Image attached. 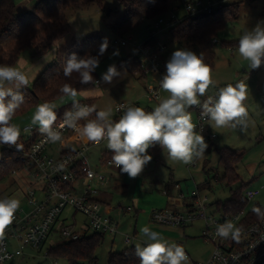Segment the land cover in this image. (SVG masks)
<instances>
[{"label": "rangeland", "instance_id": "374dc122", "mask_svg": "<svg viewBox=\"0 0 264 264\" xmlns=\"http://www.w3.org/2000/svg\"><path fill=\"white\" fill-rule=\"evenodd\" d=\"M15 1L17 4L24 0ZM36 2L37 0H28L27 10H31ZM221 3L238 4V15L235 20L226 24L217 35L215 67L211 70V77L216 86L210 87L206 94L213 92L217 87L226 86L229 83L235 85L240 81L245 82L248 86L247 99L244 102L249 117L248 127L243 131L239 128H213L209 122L207 133L197 131L204 136L208 144V148L203 158L199 159L198 164L193 165V162L185 164L180 161L170 160L167 158V154L158 147L156 154L148 150L152 160L144 171L134 179L129 178L127 174L120 171L111 170V168L105 167L101 163L102 151L109 149L106 140H103L100 144L93 145L89 153L92 168L103 171L107 177L108 175L112 176L107 190L112 195L111 205L115 208V212L121 210L123 213L122 208L133 207V200L138 198L136 200L140 211L138 217H136L134 213L136 211H134L117 218L119 221L121 220L124 233L133 236L135 230H137L138 241L134 239L129 246L136 245L138 242L143 243L139 229L147 225L153 231L159 232L169 242H175L183 246L185 252L191 257L189 258L190 264L195 261L207 260L214 251V244L211 241H207L203 236L206 221L197 219L181 226L159 224L149 219L153 209H163L164 206H169V208L183 210L186 202L190 201L191 192L197 186H200L203 195L207 196L208 203L211 204L209 210L215 211V216H219L226 211L224 204L231 197L232 192L243 185L245 186L244 192L250 186H259L261 187V193L252 201L247 200V204L241 209L246 211V215H249L250 212L255 213L253 209L257 207L264 212V64L259 69L252 70L238 54V40L243 31L251 30L257 23L264 21L263 0H221ZM106 7L107 9L102 11L95 3H91L80 8H68L66 10L72 34V36L69 34L67 38H72V40L57 42L61 58L71 56L75 49L74 47H78L77 44L75 45L71 41L79 40L91 32H100L102 42L106 39L108 47L106 52L98 58L99 64L96 70L100 81L96 84V88L93 89L94 93L92 91H81L77 92L75 98L68 94L59 97L50 102L56 106L54 108L55 112L71 103L87 100L90 94H97L96 97H92L93 105L99 111L111 109V119L114 121L115 116H118L115 105L121 101L132 104L139 103L147 110L153 109L158 104V100L150 99L152 92L149 89L151 86L159 90L160 98H166L168 95L161 89L159 81L162 76L157 75L159 73L156 71H149L145 74L144 71H137V69L132 71L124 64L119 63L123 58L131 54H137L143 59L146 66L150 68L152 63L145 59V56L138 50L137 46L143 44L151 34L156 35L159 40L158 44L167 45L166 49L160 54L159 60L160 68L164 73L166 72V63L173 52L185 49L179 43L172 41L169 28L164 26H162V29L156 28L157 18L145 20L142 25L126 34L125 37L115 35L110 26L113 20L124 12V7L116 0H107ZM167 12L169 13L166 18L174 13L177 16V20L189 15L179 0H171ZM120 38L127 39V44H122ZM129 38L131 39L129 40ZM116 39L118 40L115 42ZM63 42L65 43L62 44ZM229 42L233 44H229ZM157 45L155 48L158 47ZM117 51L119 54L114 55L113 53ZM55 53L56 49H51L44 56H33L31 48H26L23 50L18 62L12 66L25 72L29 76L30 86H32L41 67L51 62L55 57ZM110 65H115L119 75L115 76L109 83L105 82L102 76L107 72ZM39 104H43V102ZM37 105L33 106L28 112L13 117L11 121L20 128V137L24 139L29 136V132H25L24 129L31 124L32 115ZM189 111L192 113V121L195 124L197 122V112L194 107L190 108ZM35 126L39 128L38 125ZM210 134L215 135V137L211 141H207L206 136ZM64 138L65 136H62L61 141L50 143L45 150V154L57 157L61 146L70 147L75 145L73 142L64 143ZM3 146L5 145L0 144V149ZM221 147H230L243 153V160L237 168L240 177L231 183H228L227 179L223 180L220 178L224 169L219 164L218 148ZM31 181H34V179L29 177L28 167L19 169L16 172H10L0 180V198H15L20 202L18 209L23 208L25 211H30L32 206L28 203L25 196ZM170 181L173 185V191L168 196L170 197V202L173 199L175 205L168 203L169 199L163 193L166 184ZM178 183L181 189L175 188ZM74 187H77L75 190L72 189L74 192L79 194L84 192L83 184L80 181ZM239 210H236V212ZM84 221L85 216L83 214L79 212L74 214V209L71 206H67L58 217L54 230H52L40 250H32L28 248L30 246H27L24 257L0 262V264H46L47 262L68 264L67 260L63 258L56 259L50 256L47 254V250L50 246L66 240L61 235L63 223L64 225H75L78 231H82L81 227H83ZM91 233L93 232H89V234ZM116 242L118 245L117 249L122 250L125 247L122 235L118 236ZM108 249L107 241H104L97 249L99 261L94 264H108L106 263Z\"/></svg>", "mask_w": 264, "mask_h": 264}, {"label": "clouds", "instance_id": "9594fccd", "mask_svg": "<svg viewBox=\"0 0 264 264\" xmlns=\"http://www.w3.org/2000/svg\"><path fill=\"white\" fill-rule=\"evenodd\" d=\"M108 47L107 40L101 43L99 55ZM118 55V51L113 53ZM238 54L252 70L264 64V21L257 23L251 30H245L238 40ZM98 56L77 57L72 54L63 67L65 77L75 72L80 83L93 81L91 73L98 67ZM166 72L160 79V87L168 95L161 98L158 104L146 111L142 107L131 106L123 111L118 120L111 119V109L97 111L95 105L74 104L75 111L64 113V120L59 125L73 128L87 141L99 144L107 141V147L113 155L111 163L127 174L129 178L138 177L151 162L148 154L150 148L159 146L167 158L185 164L201 159L208 148L203 135L195 129L192 121V107L201 109V116L206 117L213 128H239L245 130L249 125L248 112L245 106L248 86L240 81L235 85L229 83L220 87L215 95H209L203 101L210 87H215L210 67L204 63L202 56L187 50H176L166 63ZM119 75L115 65H110L102 79L111 82ZM29 76L17 67L0 64V144L16 146L21 130L12 123L13 116L23 102L20 89L27 87ZM61 91L75 98L76 89L65 84ZM56 106L45 102L36 106L31 124L38 125L41 134L52 143L61 141V131L53 129L57 120L54 111ZM95 113L94 119L89 117ZM86 121L79 124V121ZM25 132L30 129H24ZM20 206L15 198H0V238L4 229L14 219ZM253 211L264 217L260 208ZM143 243H136L134 254L140 264H190L183 246L169 242L159 232L145 225L139 229ZM242 229L232 221L216 225L215 236L221 239L239 241Z\"/></svg>", "mask_w": 264, "mask_h": 264}, {"label": "built area", "instance_id": "2783aa9c", "mask_svg": "<svg viewBox=\"0 0 264 264\" xmlns=\"http://www.w3.org/2000/svg\"><path fill=\"white\" fill-rule=\"evenodd\" d=\"M184 5L189 15H195L204 12H211L221 5V0H179ZM177 21V16L172 13L170 17H160L156 23V28H165L173 26ZM122 44H127L128 40L120 38ZM131 38H129L130 40ZM118 39L115 40V42ZM217 39H215L216 41ZM155 48L150 44H139L138 50L143 53L145 59L152 63L148 68L143 62L141 69L147 74L149 71L160 68V54L166 49V44L157 45ZM136 71V72H137ZM160 85V81H159ZM28 86H30V81ZM224 87V86H221ZM220 87L213 92L201 97V100L209 95H215ZM152 94L150 99L159 100V90L151 86L149 89ZM78 105L93 106L88 100L77 102ZM136 106L126 101L116 103L115 110L119 117L128 107ZM197 112L196 131L207 133L209 120L201 116V109L194 107ZM152 110V109H151ZM146 110V111H151ZM69 111H75L71 108ZM93 113L89 119H94ZM64 115L61 116L53 125V129L61 131L65 136L64 143H75L70 147L61 146L58 156L45 154L49 144L44 134H41L39 128L35 125H27L25 129H30L27 138L20 137L18 144L22 145L20 153L29 170V177H33L31 185L26 191L25 198L32 206L30 211L23 208L18 209L14 214L13 222L4 229L3 236L0 238V262H6L25 256L27 246L32 250H40L54 229L55 223L61 213L67 206H71L76 212L82 213L87 217V230L93 232H102L105 235L118 232L116 221L103 209V204L97 199L98 187L107 182V176L103 171L92 168L89 160L91 147L96 145L94 142L82 138L73 128L65 126L63 129L59 125L63 122ZM86 121H79L83 124ZM215 135L210 134L207 141H211ZM102 142V141H101ZM100 142V143H101ZM29 143V146H28ZM99 143V144H100ZM27 146L23 149L24 146ZM16 148V146H13ZM111 158L101 160L105 167L116 168L111 163ZM199 159L193 162L198 164ZM32 165V168L29 166ZM16 172V171H14ZM80 181L83 184L84 192L79 194L72 189ZM166 192V191H165ZM261 193V187L250 186L245 191L247 200H253ZM207 196L197 186L190 196V201L185 204V211L163 208L153 209L151 212V221L159 224L174 226L186 225L197 219H204L206 227L203 229V236L207 241H211L215 248L212 255L205 261L193 262V264H264V217H255L256 213L250 212L249 215L255 217L249 219L244 209L238 212L224 211L219 216H215V211H210V203ZM127 210H132L128 206ZM252 213V214H251ZM225 221H232L236 227L242 229L239 241L232 239H221L215 236L216 225ZM61 235L66 240L78 239L84 235L83 232L75 229L74 225H64L61 227ZM131 235H125V241L131 242ZM189 258L190 255L186 253ZM57 262H47L46 264H56ZM21 264V263H17Z\"/></svg>", "mask_w": 264, "mask_h": 264}, {"label": "trees", "instance_id": "16d2710c", "mask_svg": "<svg viewBox=\"0 0 264 264\" xmlns=\"http://www.w3.org/2000/svg\"><path fill=\"white\" fill-rule=\"evenodd\" d=\"M116 1L124 7V12L113 20L110 28L119 37H125L126 34L142 25L145 20L166 17L170 12L167 11L171 0ZM106 2L107 0H39L33 9L18 12L15 0H0V64H16L26 48H31L33 56H44L51 49H56L55 57L51 62L45 64L32 86L23 87L19 90L23 96V102L13 117L28 112L39 103H50L59 97L65 96L66 94L61 91L65 84H69L77 92L96 88L99 81L96 68L91 73L93 81L87 84L80 83L79 75L75 72L71 77L64 76L63 67L70 56L67 58L60 57L57 42L72 40V38H67L69 34L72 36L66 13L68 8H80L95 3L102 11H105L107 9ZM238 6V4L221 3L218 8L211 12L183 17L169 27L172 41L179 43L185 50L191 51L197 56H202L204 63L212 70L216 61L215 44L217 40L215 41V39L226 24L237 18ZM71 42L78 45V47H74L72 53L76 54L77 57L98 56L99 58L106 52L99 55L102 35L98 31L88 33L79 40ZM144 43L155 47L159 40L156 35L151 34ZM229 44L233 43L229 42ZM143 62L139 55L131 54L123 58L119 64H124L133 71L141 69ZM87 100L93 104L92 98ZM76 103H71L57 110V120L73 108ZM116 120H118V116H115L114 121ZM207 138L208 136H206ZM13 146L5 145L0 149V180L10 172L26 167L20 150ZM26 147L25 145L23 149ZM158 147L149 150L151 153L156 154ZM218 153L220 156L219 164L224 168L220 178L227 179L228 183L236 181L240 177L237 168L243 160V153L230 147L218 148ZM112 155L110 149L103 150L101 160L112 157ZM29 167L32 168V165ZM171 185V181L166 184L167 193L171 190ZM244 187L242 185L232 192L231 197L224 204L227 212L241 210V207L243 208L247 204ZM259 216L256 214L255 217ZM255 217L253 214L252 216L249 215L248 220ZM104 240V233L93 232L78 239L64 240L52 245L48 248L47 254L56 259L63 258L67 260L68 264H94L99 261L97 249ZM134 249L135 245L125 250L111 251L108 264H140L139 258L134 254Z\"/></svg>", "mask_w": 264, "mask_h": 264}, {"label": "crops", "instance_id": "0c3cea01", "mask_svg": "<svg viewBox=\"0 0 264 264\" xmlns=\"http://www.w3.org/2000/svg\"><path fill=\"white\" fill-rule=\"evenodd\" d=\"M39 0H37V2H38ZM175 1H177V0H175ZM27 2H28V0H24V1H22V2H19V3H17V8H18V12H23V11H27ZM37 2H36V4H37ZM35 4V5H36ZM34 5V6H35ZM33 6V7H34ZM33 9V8H32ZM30 10V9H29ZM45 65H43L42 67H44ZM41 67V70L39 71V73L42 71V68ZM162 70V69H161ZM154 71H156L157 73H159V74H157V75H161V76H163V74H165L164 73V71L162 70V72L160 73L159 71H157V70H154ZM153 72V71H152ZM38 73V74H39ZM38 76V75H37ZM100 81V80H99ZM93 92L94 93V91L93 90H89V92ZM96 97L97 96V94H93V95H89V97L88 98H92V97ZM136 105H138L139 107H142L139 103H135ZM143 108V107H142ZM97 109V108H96ZM145 110H147L146 108H144ZM98 110V109H97ZM115 119V118H114ZM109 168V167H108ZM111 170H117V171H120L118 168H111ZM112 173V172H111ZM112 175V174H111ZM111 177L112 176H110V175H108V177H107V182L105 183V184H103V185H97V187H98V195H97V199L99 200V201H101L102 202V204H103V209H104V211L107 213V214H109L115 221H116V223H117V226H118V232L117 233H115V234H107V235H105V240L104 241H107V244H108V256H107V261H106V263H108V259H109V254H110V252L111 251H116V250H119V249H117V242H116V240H117V238H118V236H120V235H122L123 236V243L125 244V247L122 249V250H125V249H127L128 247H130L129 246V244H131L132 243V241L134 240V239H136V241H138V233H137V230H135V232H134V235L133 236H131V237H133V239H131V242H129V243H127L126 241H125V235H130V234H128V233H124L125 231L123 230V228H122V224H121V220L119 221V219H117V218H120V216H122L123 214H127V213H131V212H134V211H136V212H134L135 214H136V217H138L139 216V214H140V211H139V208H138V206H137V204H136V200H138V198H136L135 200H133V209L132 210H127L126 208H122V210H123V213H122V211L120 210H118V211H116L115 212V208L111 205V200H112V195H111V193L107 190V186H108V184L110 183V181H111ZM116 180V179H115ZM117 182V181H116ZM119 183V182H118ZM117 183V185H119ZM171 187V190L170 191H168V193L167 192H165L166 191V187L164 188V190H163V193L167 196V198L169 199L168 200V203H172V205H175L174 204V201H173V199H171V202H170V197L168 196L169 194H171L172 193V187H173V185H171L170 186ZM199 187V186H198ZM175 188H177V189H181V186L179 185V183L178 184H176L175 185ZM199 189L201 190V188L199 187ZM202 191V190H201ZM161 206H162V204H161ZM175 207V206H174ZM164 208H169V206L168 207H166V206H164ZM169 209H173V208H169ZM175 210H178L179 208H174ZM184 210H186L185 208L183 209V210H178V211H184ZM75 213H78V212H76L75 210H74V214ZM121 213V214H120ZM82 214V213H81ZM85 216V215H84ZM149 219H151V214H150V217H149ZM85 223H84V225H83V227H81L82 228V231L81 232H84V235L85 234H89V232H93V231H91V229L90 230H87L88 228H86V224H87V217L85 216V221H84ZM64 224V223H63ZM74 227H75V229H76V226L74 225ZM54 230V229H53ZM77 230V229H76ZM131 246H133V245H131Z\"/></svg>", "mask_w": 264, "mask_h": 264}]
</instances>
